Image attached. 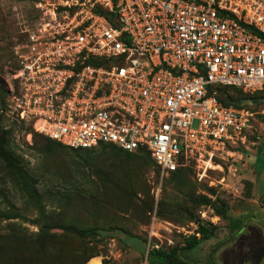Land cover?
<instances>
[{
  "label": "built area",
  "instance_id": "2783aa9c",
  "mask_svg": "<svg viewBox=\"0 0 264 264\" xmlns=\"http://www.w3.org/2000/svg\"><path fill=\"white\" fill-rule=\"evenodd\" d=\"M16 48L11 115L71 149L145 150L162 176L212 167L253 113L217 88L264 89V0H39ZM169 246H174L170 241ZM165 250L148 244L151 251Z\"/></svg>",
  "mask_w": 264,
  "mask_h": 264
},
{
  "label": "rangeland",
  "instance_id": "374dc122",
  "mask_svg": "<svg viewBox=\"0 0 264 264\" xmlns=\"http://www.w3.org/2000/svg\"><path fill=\"white\" fill-rule=\"evenodd\" d=\"M43 15L39 0H0V213L19 215L0 221V264H144L149 243L178 249L175 264H226V257L228 264H264V251L242 259L234 251L253 230L264 243V91L246 93L242 101L253 113L245 143L207 169L192 163L162 176L144 153L65 148L18 122L8 103L22 31L33 30ZM9 161L22 169L33 196ZM222 204L242 221L238 235L218 214ZM199 223L214 227V234L202 238ZM68 225L100 234L42 233L45 226ZM192 236L200 244L183 251Z\"/></svg>",
  "mask_w": 264,
  "mask_h": 264
},
{
  "label": "trees",
  "instance_id": "16d2710c",
  "mask_svg": "<svg viewBox=\"0 0 264 264\" xmlns=\"http://www.w3.org/2000/svg\"><path fill=\"white\" fill-rule=\"evenodd\" d=\"M217 90H218L219 100L225 106H228V107L229 106L242 107L243 106L242 101L247 100V98H248V97H245V96H247V95H245L246 93H244L242 90H239L236 88L224 87V88H217ZM262 91H264V89L259 91V92H262ZM239 102H241L242 104ZM48 140L53 141L51 139H48ZM53 142H55V141H53ZM99 147H109V148H113V149H116V150L121 151V152H125L127 154L133 153V152L123 151V150H121V149H119L113 145H101ZM65 148H67V147H65ZM71 150L89 151L88 149H71ZM134 153L146 154L149 157V159L151 160V163L154 164L151 156L149 155V153L147 151L139 150V151L134 152ZM9 165L13 169L15 174L18 176V178L20 179V181H21L22 185L24 186L27 194L30 196H33V190L31 188L30 184L28 183L26 176H25L24 172L22 171V169L17 164H15L14 161H9ZM176 172H178V171H176ZM176 172H173L172 174H174ZM246 186L249 189V187H251V183L247 182ZM217 212L222 218L226 219V221L229 224V227L231 229L232 234H236L242 228V221H240L238 219L234 220L231 217V215L228 212V206L226 204H222V206L217 209ZM18 218H19V215H16V214L0 213V221L1 220H4V221L14 220V219H18ZM54 229L71 232L80 239H88V238L94 239L100 234V230L97 228L82 229V228H77V227L69 226V225L68 226H45L42 233H45L49 230H54ZM119 230L120 229H118V228L110 229V231L114 232V233L119 231ZM198 233L201 234L202 238L210 237L211 235L214 234V227L211 228V225L209 227L203 223H199ZM24 238H26V237H24ZM26 239H28V238H26ZM199 244H200V240L196 236H192L186 240V245L182 250L183 251H191L194 248H196ZM178 251H179L178 249H172V250L165 249V250H160V251H157V250L151 251L149 253V256H148L149 264H175V263H177V260H178L177 259V252ZM14 263H15V260L11 259V264H14Z\"/></svg>",
  "mask_w": 264,
  "mask_h": 264
},
{
  "label": "flooded vegetation",
  "instance_id": "af4514ba",
  "mask_svg": "<svg viewBox=\"0 0 264 264\" xmlns=\"http://www.w3.org/2000/svg\"><path fill=\"white\" fill-rule=\"evenodd\" d=\"M262 206H264V204ZM243 228H244V225L242 223V228L236 234H233V235H238L243 230ZM236 250H238L237 253H238V255H240V258L242 259V257L248 255L249 253L263 252L264 251V243H263L262 239L259 237V235L253 230L252 235H250V236L241 235V237L239 239V244H238L237 248L234 249V251H236ZM234 251H232L233 256H235ZM225 260H226V264H228V258L227 257L225 258ZM230 264H236V263L234 262V260H231Z\"/></svg>",
  "mask_w": 264,
  "mask_h": 264
},
{
  "label": "crops",
  "instance_id": "0c3cea01",
  "mask_svg": "<svg viewBox=\"0 0 264 264\" xmlns=\"http://www.w3.org/2000/svg\"><path fill=\"white\" fill-rule=\"evenodd\" d=\"M258 157V156H257ZM256 167V166H255ZM255 171H256V173H258L257 172V170H256V168H255ZM260 174V173H259ZM260 177H262V175L260 174ZM250 181H246V184H247V182H249V183H251V186H252V183L254 182L253 180H255V178H253V177H251L250 179H249ZM259 181V180H258ZM257 183V182H256ZM264 194V193H263Z\"/></svg>",
  "mask_w": 264,
  "mask_h": 264
}]
</instances>
